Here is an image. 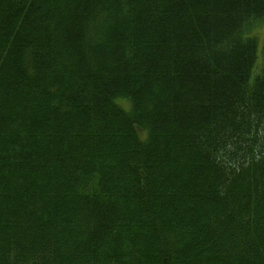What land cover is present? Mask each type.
Masks as SVG:
<instances>
[{
	"label": "trees",
	"instance_id": "16d2710c",
	"mask_svg": "<svg viewBox=\"0 0 264 264\" xmlns=\"http://www.w3.org/2000/svg\"><path fill=\"white\" fill-rule=\"evenodd\" d=\"M264 0H0V264H264Z\"/></svg>",
	"mask_w": 264,
	"mask_h": 264
},
{
	"label": "rangeland",
	"instance_id": "374dc122",
	"mask_svg": "<svg viewBox=\"0 0 264 264\" xmlns=\"http://www.w3.org/2000/svg\"><path fill=\"white\" fill-rule=\"evenodd\" d=\"M252 34L257 36L258 39V54L260 57V52H261V48H262V44H263V36H264V23H262V26L257 27Z\"/></svg>",
	"mask_w": 264,
	"mask_h": 264
}]
</instances>
